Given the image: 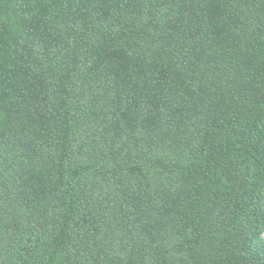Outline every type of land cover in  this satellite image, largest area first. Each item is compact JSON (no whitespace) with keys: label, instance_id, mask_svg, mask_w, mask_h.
I'll return each instance as SVG.
<instances>
[{"label":"trees","instance_id":"1","mask_svg":"<svg viewBox=\"0 0 264 264\" xmlns=\"http://www.w3.org/2000/svg\"><path fill=\"white\" fill-rule=\"evenodd\" d=\"M0 264H264V0H0Z\"/></svg>","mask_w":264,"mask_h":264}]
</instances>
